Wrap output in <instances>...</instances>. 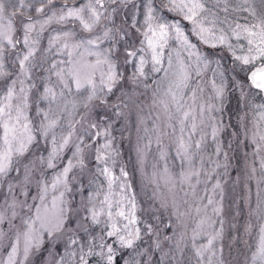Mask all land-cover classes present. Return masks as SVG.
I'll return each instance as SVG.
<instances>
[{
    "label": "snow or ice",
    "instance_id": "6c2138e0",
    "mask_svg": "<svg viewBox=\"0 0 264 264\" xmlns=\"http://www.w3.org/2000/svg\"><path fill=\"white\" fill-rule=\"evenodd\" d=\"M0 264H264V0H0Z\"/></svg>",
    "mask_w": 264,
    "mask_h": 264
},
{
    "label": "rangeland",
    "instance_id": "374dc122",
    "mask_svg": "<svg viewBox=\"0 0 264 264\" xmlns=\"http://www.w3.org/2000/svg\"><path fill=\"white\" fill-rule=\"evenodd\" d=\"M125 155H126V157H127V155H128L127 151L125 152Z\"/></svg>",
    "mask_w": 264,
    "mask_h": 264
}]
</instances>
